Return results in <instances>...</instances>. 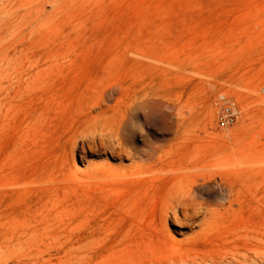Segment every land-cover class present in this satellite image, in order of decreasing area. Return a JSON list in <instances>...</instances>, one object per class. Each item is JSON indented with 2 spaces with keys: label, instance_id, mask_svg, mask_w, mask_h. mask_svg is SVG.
<instances>
[{
  "label": "rangeland",
  "instance_id": "374dc122",
  "mask_svg": "<svg viewBox=\"0 0 264 264\" xmlns=\"http://www.w3.org/2000/svg\"><path fill=\"white\" fill-rule=\"evenodd\" d=\"M31 1H5L31 14L1 35L20 59L0 95V264H264V0H59L41 15ZM221 94L242 112L225 130ZM119 126L139 154L90 149ZM218 162L253 182L219 239L185 249L201 228L162 210L225 203L185 179Z\"/></svg>",
  "mask_w": 264,
  "mask_h": 264
},
{
  "label": "bare ground",
  "instance_id": "6f19581e",
  "mask_svg": "<svg viewBox=\"0 0 264 264\" xmlns=\"http://www.w3.org/2000/svg\"><path fill=\"white\" fill-rule=\"evenodd\" d=\"M5 1L6 0H0V43H2V46H3L0 48V58H2V54L4 52L2 49L6 48V46L9 47V45H10V43H4L3 42V38L1 35L5 34V33H9L10 37L13 36V33L16 32V31L14 32V30H13L14 27L17 24H19V25L21 24L20 19L24 18L26 20L28 18V16H30V14H31V13H28L29 11H27L26 14L24 12L21 13L22 11L21 10L19 11V8H20L19 6L17 9L18 11H16L15 15H13L12 13H9V12H8V14H6V12H7L6 10H7L8 6H7ZM28 1L30 2V0H28ZM13 2H12V4H13ZM35 2H37L36 6H38V8H37L38 13L41 15L43 13L45 6H46V3H48V2L58 3L59 0H34V1H31V3H35ZM31 3H29V5H31ZM7 52H8V50H7ZM4 54H6V52ZM19 59H20V56H17V54H15V55L6 54L5 57H3L2 61H5L6 63H8V65L6 64L7 67H4L5 65L3 67L2 66L0 67V95L1 96L2 95H6L8 97L10 96V93H11L10 91L13 88V82L10 83L12 86L11 87L8 84H5L4 80L7 77L11 78L13 76V73L15 72V67L10 68V66L12 65V62H14V64H15V62L16 63L19 62V61H17ZM2 61L0 60V62H2ZM19 80H21V82H22V79H20L18 76V81ZM0 103H1V99H0ZM247 119H248V117H247ZM129 140H131V137L129 138L126 135H123L122 134V127L119 126L118 130L112 131L108 134L101 135L99 141L93 139L90 143V149H97V150L100 149L101 151L110 152V154L112 155L113 158L119 157L120 159H125L127 157V155L129 157L130 155L132 156L133 153L135 155L139 154V151L135 150L132 147H129V144H128ZM133 151H135V152H133ZM213 156L216 157L217 154H214ZM128 157H127V159H128ZM250 157L253 158V153L250 154ZM220 158H222V155H220ZM219 163L220 162L211 165V167L215 169V170H211V172H208V173L203 174V175H199V176L194 177V178L191 176H187L188 174H186L185 179L188 178V180L187 179L186 180L189 183H191L192 185H197L200 182V179L205 181L207 184L209 182H216L218 184V186L221 188V190L225 194L228 195V199L225 201V203H223V202L220 204H218V203L213 204L210 202L203 203L197 199H193L192 196H189L192 199L189 198V199H185V200L183 199V201L180 200L177 205H174V206L169 207L168 209L162 210L163 213L161 215V219H160L161 221L160 222L163 223L167 227H168V223L171 221L173 223L179 222L183 225V227H187L188 225H192V226L194 225V226H198L201 228L200 231L194 233L190 238H188L184 241V246H186L185 249H188L189 247L191 248V246H197L199 244H202L207 239H210V238L215 237V236H217V238L219 239L221 237L222 226H224V223L226 222V218L230 215L234 217L237 213L236 209L234 208V205L237 203L238 194L240 191L239 189L241 188V184L247 183V182H253V169L247 168L246 170L230 171V170H226L224 168L222 169V166H224L225 163L224 164H221V163L219 164ZM109 171H110V173H113V172H111V170H109ZM109 171L103 165H98L93 169V172L95 174L107 173L105 176H108V177L112 176V175L114 176V173L112 175L110 173L108 174ZM135 173H136V170H134V169H132L130 171V173H128L127 170H124V171L121 170V172H118L115 175L117 176L118 174H120L122 177L127 179V177L128 178L133 177V175H135ZM138 174H141V173L138 172ZM102 176H103V174H102ZM189 177H191V178H189ZM129 179H127V180H129ZM192 190H194V189H192ZM187 195H189V194H187ZM226 204H228V205H226ZM189 254H191V253H189ZM192 254H194V252ZM233 254H236V253L233 252ZM183 255H185V254H183ZM239 255H240V253H239ZM197 257H199V256H197ZM220 257L218 255H213V254L210 255L209 254V256H205L202 258L195 259V261H193L192 263L193 264H195V263L219 264V263H222V261L219 260ZM225 257H227V255ZM246 257H248V256L246 255ZM176 261H177V259H176ZM162 262L164 264V260H162ZM166 262H168V261H166ZM159 263H161V262H159ZM155 264H157V262ZM174 264H176V263H174ZM185 264H187V263H185Z\"/></svg>",
  "mask_w": 264,
  "mask_h": 264
},
{
  "label": "built area",
  "instance_id": "2783aa9c",
  "mask_svg": "<svg viewBox=\"0 0 264 264\" xmlns=\"http://www.w3.org/2000/svg\"><path fill=\"white\" fill-rule=\"evenodd\" d=\"M216 123L220 129H230L241 119L242 112L236 100L226 94H221L216 102Z\"/></svg>",
  "mask_w": 264,
  "mask_h": 264
}]
</instances>
